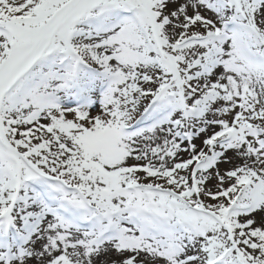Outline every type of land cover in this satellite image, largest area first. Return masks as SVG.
Instances as JSON below:
<instances>
[{"label": "snow or ice", "instance_id": "1", "mask_svg": "<svg viewBox=\"0 0 264 264\" xmlns=\"http://www.w3.org/2000/svg\"><path fill=\"white\" fill-rule=\"evenodd\" d=\"M0 264H264V0H0Z\"/></svg>", "mask_w": 264, "mask_h": 264}]
</instances>
